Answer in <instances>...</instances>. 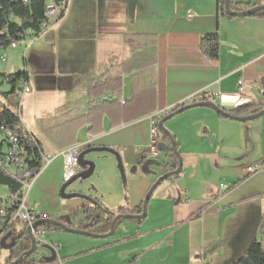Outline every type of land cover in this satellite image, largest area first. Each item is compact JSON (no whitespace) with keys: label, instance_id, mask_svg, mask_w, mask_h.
<instances>
[{"label":"crops","instance_id":"1","mask_svg":"<svg viewBox=\"0 0 264 264\" xmlns=\"http://www.w3.org/2000/svg\"><path fill=\"white\" fill-rule=\"evenodd\" d=\"M163 1L157 5L152 0H68L64 17L54 27V38H48L54 41V56L44 57L33 52L29 57L28 62L36 68L33 80L39 89L52 91L58 101L54 104L55 115L61 105L84 96V91L74 86L77 77L102 74L110 65L132 59L145 44L150 43L147 54L138 55L132 66L139 63L136 67L149 65L151 68L144 74L138 73L136 77L130 72L126 73L123 96L129 99L135 92L144 90L147 81L156 80V97L144 102L146 111L155 112L113 129L106 118L104 132L92 136L82 128L70 140V145L77 143L83 149L93 146L116 148L145 162L153 158L150 151L145 152L150 147V117L153 115L159 118L179 104H192L194 99L201 98V93H205L206 101L229 110L253 103L264 104L261 84L264 75V18L246 16L218 19L217 0ZM240 1L261 3L259 0ZM189 12L194 14L191 19L187 17ZM218 27L221 52L220 58L214 60L205 57L199 46L202 36L215 32ZM154 46L155 57L152 55ZM25 71H28L27 68ZM11 73L14 72L8 74ZM240 80H243L242 92L238 90ZM26 94L22 93V97ZM66 117L63 116L59 122ZM252 120L222 117L215 108L207 105L187 108L167 119L164 126L179 143L183 161L181 173L173 178H177L178 183L184 180L202 186L205 198L193 201L188 188H182L183 193L179 194L181 189L175 186L177 198L167 196V204L171 200L174 204L178 200L186 202L173 206L176 210L183 208L189 211L185 218H178V209L174 222L147 229L142 226L144 219L138 222L127 219L113 233L95 237L99 241H75L63 235L65 231H48L41 237L49 245L43 254L48 259L55 256V259H33L35 262L31 264H165L161 255L156 257L150 254L155 246L162 249L166 244H175V240H169L170 235L166 237L163 233L183 224H190L193 229L188 234L190 256L185 264H231L255 240L261 239L264 222V169L255 173L247 171L254 165L249 163L264 162V150L256 156L248 153L243 161H236L235 166L230 156L233 151H239V139L247 132L250 139L246 135L244 145L250 151L255 138V123ZM56 123L50 121L42 130L49 135L53 145L40 141L44 153L56 156V169L52 175L46 172V168L30 192V201L35 209L50 219L67 217L71 210L75 211L87 203L84 197L74 199L71 206L61 201L60 188L65 182L63 158L59 152L67 145L58 137L54 138V130L47 131ZM162 143L169 145L163 139ZM223 177L228 180L224 181L229 187L225 190L220 187ZM173 178L165 183L166 188L170 189V183L175 182ZM214 195L215 199L212 198ZM256 198L261 199L257 209L252 207ZM241 203L248 204L246 221L252 217L248 224L249 231L246 230L247 224L244 229L238 228L236 241L228 245L230 262H224L223 244L219 236L223 223L225 227L227 223L223 221L222 214ZM117 204L121 205V202ZM190 204L200 206L193 211ZM197 214L199 216L195 218ZM78 218L83 220L84 216L80 214ZM126 222L130 227L122 229ZM157 233L160 238L154 245L152 236Z\"/></svg>","mask_w":264,"mask_h":264},{"label":"rangeland","instance_id":"2","mask_svg":"<svg viewBox=\"0 0 264 264\" xmlns=\"http://www.w3.org/2000/svg\"><path fill=\"white\" fill-rule=\"evenodd\" d=\"M145 1V0H144ZM151 2V0H148ZM153 2H157L156 4H161L164 2L163 0H152ZM240 0H234V2H239ZM261 3H264V0H259ZM236 6L233 5L232 8ZM166 8L168 6L166 5ZM131 10V9H130ZM132 11V10H131ZM61 20V19H60ZM58 20V21H60ZM76 20V18H74ZM52 23L37 39L29 44L26 50V44L28 40H20L17 49H9L8 59L6 63L1 62L0 60V102L6 107L10 108L14 113L19 114V103L22 105V114L21 121L22 125L27 127L31 139L34 141L32 135L38 138L41 142L46 143L49 142L51 145L53 143L49 140L48 136L45 135L42 130L47 126L50 121L54 120V123L59 122L60 119H52L54 117V104L58 102L54 98V93L50 90H41L39 89L37 82L33 80L34 73L36 68L34 65L29 63V57L33 52H37L44 57L54 56V41H49L48 38H54V27L57 22ZM25 51V53H23ZM125 54V50L123 52ZM13 67V69H11ZM27 70L30 73V81L29 85L32 89L30 93H27L24 97H22L21 87H16L15 91H13V85L9 82H3V77L1 74L10 73V72H19ZM128 80L126 81V86H128ZM22 98V100H21ZM255 123V138L253 139V143L250 145V151L248 152L245 148V139L246 135L250 139V135L244 133L239 139V151H233L231 156V161L234 166L237 165L236 161H243L246 158L247 154H253V156L258 155L262 150H264V115L256 118V120H252ZM53 123V122H52ZM242 123V122H240ZM86 130V128H84ZM82 130V129H81ZM80 132V131H79ZM158 143H162V131L158 129L157 133ZM151 140V139H150ZM190 144V143H189ZM168 145H166V149L160 150V157L157 158H148L145 162L138 161L132 154L129 152H120L117 151V154L109 153V152H91L87 157L90 158L95 163V171L88 175L85 178H79L72 182L66 189V193H77V196H72L71 198H62V202L67 206H71L73 204L74 199L77 197L83 198L87 201V204L93 205V200L97 199L101 204L108 207L111 211L116 214V217L120 215V207L133 209L142 205V208L145 203V199L152 189L156 181H158L161 177H163L166 173H170L173 171L172 167V158L169 155V151L167 150ZM114 149V148H113ZM146 154L150 151V147L145 149ZM126 155V156H125ZM121 159L122 168L120 167ZM88 158V159H89ZM246 163H244L245 165ZM256 165L254 162L249 163ZM259 164V163H258ZM243 165V162L240 166ZM225 166V165H223ZM56 169V164L54 160L48 165L46 172L48 174H54V170ZM83 170V169H81ZM80 169L77 172L81 171ZM225 174V172H224ZM175 177V176H174ZM173 178V177H172ZM225 177H223V182L228 181ZM177 178H173L174 183H170V189L166 188L165 183L169 180L163 181L160 185L153 189V192L150 196V199L147 203V216L143 221V228H154L157 226H163L164 224L174 222L175 215L178 218H185L189 211L182 210L183 208L174 209L173 206H177L180 203L184 204L186 202L177 201L174 204L173 200L167 204L168 199L167 196L173 195L177 198L175 186L176 188L181 189L178 193L182 194V188H188L191 192V198L193 201H196L199 198H205V194L203 193L202 186L194 185L190 181H182L180 183L176 182ZM66 183V181H65ZM221 187V186H220ZM174 190V191H173ZM6 193L5 187H0V194ZM32 195V193H31ZM32 198V197H31ZM215 199V195L212 197ZM262 198V197H260ZM260 198H256L253 202V206L257 209L260 205ZM260 199V200H259ZM120 201L121 205H118L117 202ZM185 201H188L185 198ZM194 204V202H193ZM192 208L193 211L200 206L197 205ZM39 206V203H37ZM84 205V206H85ZM247 203H241L237 205L236 208L225 211L222 214L223 221L227 223L226 227L223 223L222 231L220 232V240L223 244L222 247V261L230 262L228 257L230 256L229 246L234 243L237 239V230L238 228H245L244 225L247 224L246 230L249 231L248 224L251 219H245V210L247 207ZM74 210L70 211L69 216L62 217V220H70L73 223V227H77L80 225L86 224L85 220H79L80 214L83 215L80 211H76V214H73ZM264 216V209L262 212ZM131 215V214H128ZM139 215V214H135ZM246 222V223H245ZM129 222H126L122 225V229L129 228ZM16 231L8 238L7 243H12L19 233L25 228V223L18 222L16 223ZM248 228V229H247ZM241 231H244V230ZM41 235L44 236L46 234L45 229H40ZM192 226L190 224L178 225L175 228H169L165 230L163 233L166 237L170 235L169 240H175V244L173 245H165L164 248H160L155 246L153 252L150 255L158 256L161 255L165 260V264H185L188 262L189 254V242H188V234L192 231ZM245 230V233H246ZM124 231V230H123ZM63 235H67L73 238L75 241H85L86 239H95L92 241H99L98 238L88 237L85 234L81 233H70L66 232ZM185 236V238L183 237ZM175 237V239L173 238ZM158 233L152 236L153 244L155 245L159 240ZM43 240V241H42ZM37 249L32 252L29 256L30 260H44L46 261L48 258L43 254V252L49 249V245L47 241L41 238V241L37 242ZM9 253V249H5L2 247L0 249V254L4 258ZM213 258V256L211 257Z\"/></svg>","mask_w":264,"mask_h":264},{"label":"trees","instance_id":"3","mask_svg":"<svg viewBox=\"0 0 264 264\" xmlns=\"http://www.w3.org/2000/svg\"><path fill=\"white\" fill-rule=\"evenodd\" d=\"M46 1L47 0H29L28 3H26L25 0H0V48H6L13 42L19 43L20 40H24V32L27 29L32 30L34 37H39L44 32L42 23L46 19ZM224 3V0H217L218 19L221 17H226L228 19L235 18L233 15L226 14ZM260 4L262 3L234 2V0H231V7L233 5L236 6L232 8L235 11H245ZM66 10L62 12L58 20L64 17ZM12 16L13 18H11ZM251 16L263 19L264 10L257 11ZM149 45L150 43L148 45L145 44L142 51L133 55L132 59L123 60L121 63L110 65L102 74H82L75 79L74 86L82 89L84 91V96L58 107L52 119H61L65 115L67 117L62 122L56 123L47 129V131L54 130V138L58 137L59 140L66 143L65 145H67V147L61 148L60 151L77 144L70 145V140L76 137L82 128L86 127L87 132L92 136H97L101 132H104V120L106 118L110 120V128L113 129L139 120L142 117L152 115L155 112L152 110L146 111L144 102L156 97V80L150 79L147 81L145 83L146 88L140 92H135L129 99H125L123 96V79L126 73L130 72L131 75L133 74V77H136L138 73L144 74L151 68L149 65H145L143 68L136 67L139 63L132 66L134 60L138 58V55L147 54V47ZM199 48L201 53L209 59L218 60L220 58L221 37L219 27L215 32L207 33L202 36ZM149 55H151V52ZM152 55L154 57L156 55V46L153 48ZM1 76L4 79L3 82H9L13 85V91H15L16 87H18L21 82L29 84L30 81V74L28 71H19L11 74L3 73ZM200 95V99H194L193 103L189 104L191 106L186 103L177 105L171 111L159 117L158 123L164 117L177 111L181 107H186L185 109H187L196 106L198 103L205 102V93H201ZM0 104L3 105L1 102ZM3 106L5 109L1 114L2 119L5 120L10 129L14 130L24 139L26 144L32 146L33 149L37 151V156L39 157L40 152L44 153L40 140L32 135L34 138L33 141L29 131L21 124L20 115L14 113L5 105ZM218 107L219 109L216 111L220 116L236 119L235 117H244L260 112L264 109V104L253 103L239 106L231 110L220 106ZM65 139H67L66 142H64ZM162 139L169 142L167 150L170 152L169 155L173 159L172 167L173 170L177 169L181 157L179 143L176 141L174 135L164 132H162ZM57 143L61 142L57 141ZM0 187L9 188L13 192L18 189L19 185L12 178L0 171ZM93 203V205L87 204L82 206L73 213L76 214V211L83 213V220L86 221L84 225L74 228L70 220L67 222V220L49 218L50 220H41L38 226L46 231H68L66 228L53 221L55 220L71 229H81L88 231L90 234L103 235L109 234L112 225L114 229H116L124 220L128 219L138 222L134 216H128V214L135 215L136 213L141 214L143 212L142 205L134 209L120 207V215L125 216L116 218V214L108 207L101 204L97 199H94ZM199 212L200 211H198V213ZM198 216L197 214L195 218ZM12 243V248L9 249L8 255L4 257L1 264H13L23 253L30 251L32 248L27 224H25V228ZM29 256L30 255L23 259L22 264H31L35 262L34 260H30ZM231 264H264V222L261 226V239L255 240L245 252Z\"/></svg>","mask_w":264,"mask_h":264},{"label":"built area","instance_id":"4","mask_svg":"<svg viewBox=\"0 0 264 264\" xmlns=\"http://www.w3.org/2000/svg\"><path fill=\"white\" fill-rule=\"evenodd\" d=\"M29 0H25L28 3ZM68 6V0H47L46 1V19L42 23L44 31L55 21H57L63 11ZM193 12H189L187 17L193 18ZM13 18V16L11 17ZM24 40H28L26 50L29 44L36 41L38 37L33 36L31 29L25 32ZM18 43L13 42L6 48H0V60L3 63L7 62L9 49H16ZM25 53V51H24ZM243 80L239 81V91L242 92ZM19 86L24 93L31 91L29 84L20 83ZM22 100V98H21ZM21 102L19 104V115L21 117ZM4 106L0 104V171L12 178L18 185L16 191L6 189V193L0 194V249L3 247L2 242L6 243L8 238L16 231V223L23 222L30 227L36 242L41 241V228L36 225L41 220L48 219L44 214H41L35 209L34 204L30 201V192L34 183L42 175L48 165L56 157L54 154L40 152L37 156V151L25 143L24 139L14 130L10 129L1 114L4 111ZM151 122V140H150V156L160 157V144L157 140L158 133V117L153 115L150 117ZM27 129V127L25 126ZM83 148L76 144L72 145L59 152L63 158V180L69 181L73 178L80 169L79 156ZM264 169V162L253 165L247 169L248 173H255ZM222 189H228L227 184L221 185ZM4 258L0 254V264Z\"/></svg>","mask_w":264,"mask_h":264},{"label":"water","instance_id":"5","mask_svg":"<svg viewBox=\"0 0 264 264\" xmlns=\"http://www.w3.org/2000/svg\"><path fill=\"white\" fill-rule=\"evenodd\" d=\"M224 1H225L224 7H225L226 14L233 15L235 17L251 16L253 13H255L257 11L264 10V4H260V5H256L255 7H252L250 9H248V10H245V11H235L231 7V0H224ZM261 84H262V86L264 88V75H263V77L261 79ZM198 104L211 106V107L215 108L216 110L219 109L218 105L215 104L212 101H205V102H201V103H198ZM198 104H196V105H198ZM189 106H191V105H189ZM185 108L186 107H181L177 111H174L171 114H169L168 116L164 117L158 124L159 129L162 132L166 133V134H171L170 131L164 126L165 121L167 119L171 118L172 116L176 115L177 113L182 112L183 110H185ZM262 115H264V109L261 110L258 113L252 114V115H248V116H244V117H235V118H236V120H239V121H248V120L259 118ZM160 148L164 150V149H166V145H160ZM91 152H109V153L117 154L115 149L107 147V146H97V147L93 146V147H87V148L83 149L81 151V154H80L79 159H78L80 170L81 169H83V170L78 172L73 178H71L69 181H67L66 183H64L61 186V188H60V197H62V198H71L72 196H77V193H70V194L66 193L67 187L72 182H74L75 180H77L79 178H85V177H87L88 175L92 174L95 171V163L92 160L87 158V155H89ZM119 161H120V167L122 168L120 157H119ZM182 168H183V161H182V157H180L177 169H174L170 173H166L163 177H161L158 181H156V183L154 184L152 189L149 191V193H148V195H147V197L145 199V203H144V206H143V212L141 214H139V215H128V216H134L138 221H141V220L145 219L146 216H147V210H146L147 209V203H148V200L150 199V196H151V194L153 192V189L156 188L158 185H160L163 181L168 180V179H170L173 176L179 175L181 173V171H182ZM124 216L125 215H119L116 218H122ZM46 220H50V219L48 218ZM53 221L58 223V224H60L61 226H63L64 228H66L71 233L88 234V235H91L93 237H105V236L108 235V234H103V235L90 234L86 230L71 229V228L67 227L66 225L62 224L61 222H57L55 220H53ZM39 223H40V221L38 223H36V225H39ZM113 232H114V226L112 225L110 233H113ZM28 235H29L30 240H31L32 248L30 249V251L23 253L18 259H16L13 262V264H22L23 259L25 257H27L28 255H30L32 252H34L37 249L38 244L36 242L35 237L33 236L32 232H31L30 227H28ZM2 246L5 249H10V248H12L13 243L8 244L4 240L2 242ZM54 259H55V256H52L48 260H54Z\"/></svg>","mask_w":264,"mask_h":264}]
</instances>
